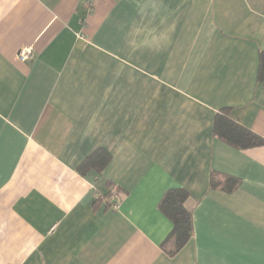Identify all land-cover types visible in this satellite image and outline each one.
Returning a JSON list of instances; mask_svg holds the SVG:
<instances>
[{
  "label": "crops",
  "instance_id": "1",
  "mask_svg": "<svg viewBox=\"0 0 264 264\" xmlns=\"http://www.w3.org/2000/svg\"><path fill=\"white\" fill-rule=\"evenodd\" d=\"M82 13L0 0V264H264V145L213 131L228 110L264 139V0H100L83 29ZM96 151L108 163L81 171ZM212 172L239 185L210 189ZM116 188L114 210L96 201ZM173 188L192 237L169 256Z\"/></svg>",
  "mask_w": 264,
  "mask_h": 264
},
{
  "label": "trees",
  "instance_id": "2",
  "mask_svg": "<svg viewBox=\"0 0 264 264\" xmlns=\"http://www.w3.org/2000/svg\"><path fill=\"white\" fill-rule=\"evenodd\" d=\"M264 80V52L259 54L258 81ZM213 131L215 137L227 143L237 150H245L264 145V139L247 130L229 119L228 110H222L215 118ZM109 156L103 151H96L89 160L80 168L81 171L94 167L102 170L108 163ZM89 164H92L88 166ZM239 185V180L231 176L212 172L209 181L210 189L221 190L226 193L234 191ZM113 187L108 183V188ZM120 189L109 191L103 196L97 197L96 201H105L110 209H115L117 199H120ZM189 194L182 188L167 190L158 202V211L172 224V230L166 237L163 247L168 249V255L173 256L183 249L192 237L191 211L186 203Z\"/></svg>",
  "mask_w": 264,
  "mask_h": 264
},
{
  "label": "built area",
  "instance_id": "3",
  "mask_svg": "<svg viewBox=\"0 0 264 264\" xmlns=\"http://www.w3.org/2000/svg\"><path fill=\"white\" fill-rule=\"evenodd\" d=\"M100 0H82V7H83V15L80 20V26L83 29L86 24V20L88 17H90L93 13L94 6L99 2ZM77 37H82L80 32L76 33ZM18 59L20 62H28L32 58V49L30 47H23L18 52ZM120 199H117L116 201L119 202ZM118 204V203H117Z\"/></svg>",
  "mask_w": 264,
  "mask_h": 264
}]
</instances>
